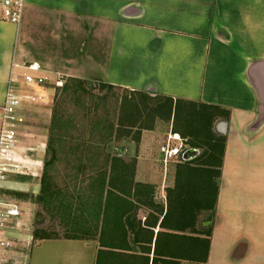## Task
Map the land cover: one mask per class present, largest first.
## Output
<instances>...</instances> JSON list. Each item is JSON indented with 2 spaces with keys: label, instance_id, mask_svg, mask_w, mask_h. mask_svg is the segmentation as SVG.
I'll use <instances>...</instances> for the list:
<instances>
[{
  "label": "crops",
  "instance_id": "crops-1",
  "mask_svg": "<svg viewBox=\"0 0 264 264\" xmlns=\"http://www.w3.org/2000/svg\"><path fill=\"white\" fill-rule=\"evenodd\" d=\"M37 14L86 20L94 37L87 38L82 60L62 71L28 55L22 21L18 27L0 22V122L9 79L34 64L33 74L45 78L96 79L217 106L229 122L215 189L207 185L212 202L205 203L202 189L198 203L182 197L194 191L179 185L181 178L199 171L171 162L178 181L161 187L137 170L145 160L140 156L128 175L123 170L119 181H106L98 209L72 215L74 231L82 234L33 239L42 244L33 264H264V121L253 128L256 85L264 80L249 75L264 62V0H28L23 19ZM98 31L106 42L103 57ZM33 155L30 160L43 165V155ZM27 179L22 182L38 183Z\"/></svg>",
  "mask_w": 264,
  "mask_h": 264
},
{
  "label": "rangeland",
  "instance_id": "rangeland-1",
  "mask_svg": "<svg viewBox=\"0 0 264 264\" xmlns=\"http://www.w3.org/2000/svg\"><path fill=\"white\" fill-rule=\"evenodd\" d=\"M89 26H91V28L88 29ZM93 26V24L86 20L74 17L68 18L56 15L53 17L46 16V18H44V16L37 14L33 15V17H27L26 21L25 19H22L20 37L25 45L28 46L29 51H27V53L33 58V60L51 64L54 68L65 71L66 68H71V64L74 61L82 60L80 57L83 52L87 50L84 48L87 38L89 36L94 37V34L89 32ZM96 26V29L99 30L101 23L97 22ZM98 33L99 35L95 37L97 38L96 42H100V46L102 47H99V45L96 47L100 48L97 55L98 57H103L104 54L101 52L104 50L102 48H104L106 42L104 34L99 31ZM50 59L51 61H49ZM46 79V90L49 98L52 99V102L46 106H26L23 110L25 122L21 128L25 134L23 142H26L23 144V147L25 145V148L33 149V152H28V154H35L33 155L35 158L37 155H43V159H41L42 163L44 162V159L49 156L46 151V146L48 143L55 89L57 88L54 82L60 79L64 84L68 77H46ZM101 84L102 83L98 80L92 79L87 81L85 87L90 89L93 95L103 97L107 92L100 90ZM116 92V98H119V106L113 117H111V107L114 103L112 96H108V100L105 102L107 104L106 108H101L98 113L99 116L103 118H112L114 121V132L112 138L109 140L110 142L106 143L105 146H100V148L103 147L102 149L109 153L110 158L119 159L120 162H118V165H120L121 171L123 169L126 174L133 171L136 159L142 156L145 160H140L141 163L138 164L137 170L141 168V171L144 169L148 171L150 177L149 180L154 183V185H159L161 187L174 186L175 182L178 181V167H170V165H167L166 177L165 172L162 171L163 166L158 152L159 145L170 130L183 134L185 130H191L194 132V130L200 131L199 129L201 128L204 130L209 126L216 137H219V139L223 138L224 140V134L220 133L216 126L220 122L228 123L229 117L227 119L222 117V113H219V111H205L204 109H199V106L190 107L189 105H180L178 108L179 113L174 117V109L171 108V113L169 114L168 110L170 108L167 103H162V101L150 102L140 93L128 94L122 90ZM70 103L71 102H67L65 105L68 109H71L72 103ZM161 103L163 105L155 107ZM88 104L89 103H87V105ZM172 107L174 108L173 105ZM198 111H200L199 116L204 115V113L209 114L212 118L211 122L205 118L201 120L195 118V114ZM78 115V122H82L85 128V130H83L84 135H82L85 141H88L93 145L96 144V142L101 141L100 145H102L104 140L101 136H90V125L82 119L84 113ZM82 124H80V127H82ZM144 128H149V130H145ZM87 138H89V140H87ZM185 139L188 140V145L190 146H193V144L198 145L197 150L199 151V155L191 165L192 169L199 172H196L195 176L191 174L189 177L181 178L182 183L179 182V185L183 186L184 182L187 187H191L192 191H194L193 194L188 192L182 193V197L191 198L192 202L198 203V201H200L199 197L202 189L204 194L205 191L207 192L206 197L203 194V198L205 197V203L206 201L212 202L213 194H210L211 191L207 185L209 184V180L213 182L216 177L218 162L220 159V147H218L217 144H214V142L208 141V138H202V140L199 141L190 137H185ZM41 144H45L44 151L39 146ZM40 149L43 152L38 151ZM63 162L64 155L61 153L60 161L55 165L56 173L62 172V168L65 166ZM191 165H186L185 167L191 169ZM184 169L186 170V168ZM201 171L203 173H201ZM188 178L191 179L187 180ZM15 179L19 181H29V179L23 177H16ZM38 185L40 186V183ZM75 192L77 191L75 190ZM14 195L19 198L24 212L29 214V217L31 218L33 239L40 237L65 238L73 236V234L78 237L82 234L73 229L74 221L72 215L74 213L69 212L68 210L66 211L64 209V204L61 206L57 204L62 201L64 202L62 197L49 199L50 204L43 206L38 202L36 198L37 195H33L31 191L27 194H23L25 196ZM166 198L168 200L167 195ZM73 201H75V203L77 202L76 199ZM78 224L79 222H77V227H80ZM41 245L42 244L37 241L32 242L31 246L27 249V264H33L34 259L36 258V253L39 251Z\"/></svg>",
  "mask_w": 264,
  "mask_h": 264
},
{
  "label": "trees",
  "instance_id": "trees-1",
  "mask_svg": "<svg viewBox=\"0 0 264 264\" xmlns=\"http://www.w3.org/2000/svg\"><path fill=\"white\" fill-rule=\"evenodd\" d=\"M85 85H87V81L68 78L61 88L55 89L48 143L46 146V151L49 156L44 159L43 162L40 190L36 197L38 202L43 206L50 204L49 199L62 197L64 202L62 201L57 204L60 206L64 204V209L66 211L81 213L83 210L87 211L89 208L96 210L100 207L102 202L106 181L108 180V184H111L113 179L120 180L118 177L121 172V167L118 165L120 160L110 158L109 153L102 149L103 147L100 148V146H105L106 143L110 142L109 140L112 138L114 132V121L112 118H103L98 114L101 108H106L107 104L105 102L108 100V96H112L114 103L111 107V117H113L119 106V98H116V91L122 90L128 94L140 93L150 102L162 101V103H167L170 108V112L168 110V113H171V108L174 109V117L179 113L178 108L180 105H189L190 107L199 106V109H204L205 111H219V113H222V117L226 119L229 117L227 111L217 106L197 104L180 99L173 100L167 97H152L148 93L128 91L103 83L100 85V90L106 91L107 94L103 97H98L93 95L90 89H87ZM67 102L72 103H70L71 109L65 106ZM87 103L89 104L87 105ZM162 103L155 107H160L163 105ZM80 113H84L82 119L90 125V136H101L104 140L102 145H100L101 141L93 145L85 141L84 137H82L85 128L82 122H78V114ZM199 113L200 111L195 114V118H199L200 120L205 118L211 122L212 118L209 114L204 113V115L199 116ZM80 124H82V127H80ZM145 130H149V128ZM199 130L200 131L194 130V132L185 130L181 135L184 138L190 137L196 141L202 140V138H208V141L214 142V144L220 147L221 158L224 149L223 138L219 139V137H216L209 126L204 130L203 128ZM87 140H89V138H87ZM189 148L198 149V145H189ZM61 153L64 155L63 163L66 167L64 166L62 168L61 173H56L55 165L60 161ZM193 161L194 160L183 163L189 165L194 163ZM218 164H220V161ZM186 169L188 171L194 170L192 167L191 169ZM216 178L217 176L214 178L213 182L209 180L208 185L210 188L215 189ZM75 190L77 192H75ZM16 194L18 196H25L20 193ZM74 199L77 200L76 203L73 201ZM36 239H50V237H40Z\"/></svg>",
  "mask_w": 264,
  "mask_h": 264
},
{
  "label": "built area",
  "instance_id": "built-area-1",
  "mask_svg": "<svg viewBox=\"0 0 264 264\" xmlns=\"http://www.w3.org/2000/svg\"><path fill=\"white\" fill-rule=\"evenodd\" d=\"M28 0H0V22L18 27L23 19ZM28 73L11 77L1 107L0 122V182L16 181V177L37 179L40 183L43 165L30 160L31 148L23 147L25 134L20 123L23 107L46 106L52 102L46 90L47 79L34 75L36 64L25 68ZM61 88L62 81L54 82ZM190 149L188 140L170 130L158 147L164 166L178 161L183 151ZM26 183V182H25ZM13 192L0 190V264H27V249L33 241L32 221Z\"/></svg>",
  "mask_w": 264,
  "mask_h": 264
},
{
  "label": "water",
  "instance_id": "water-1",
  "mask_svg": "<svg viewBox=\"0 0 264 264\" xmlns=\"http://www.w3.org/2000/svg\"><path fill=\"white\" fill-rule=\"evenodd\" d=\"M249 75L252 79L262 78L264 80V62H260L254 64L250 67ZM256 88L258 89V116L253 124V128L256 129L263 121H264V82L261 84H257ZM227 123L220 122L216 128L220 133L225 134ZM199 155V151L197 149H187L182 152L179 156L178 160L180 162H189L194 160ZM0 190H5L13 193L27 194L30 191L33 195H38L40 186H30L25 182H16V181H5L0 182Z\"/></svg>",
  "mask_w": 264,
  "mask_h": 264
}]
</instances>
